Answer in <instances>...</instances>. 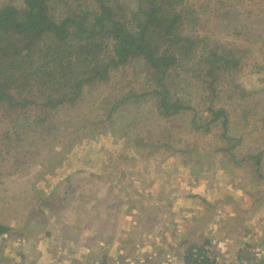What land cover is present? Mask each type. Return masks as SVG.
<instances>
[{
  "label": "rangeland",
  "instance_id": "1",
  "mask_svg": "<svg viewBox=\"0 0 264 264\" xmlns=\"http://www.w3.org/2000/svg\"><path fill=\"white\" fill-rule=\"evenodd\" d=\"M185 1L198 20L185 28L199 41L189 67L211 50L231 51L239 65L222 72L214 97L198 68L179 71L170 97L200 122L210 108L226 110V136L220 123L195 131L193 112L164 119L133 64L85 87L44 127L17 112L15 123L0 122V137L23 147H0V224L12 236L0 237V264L19 239L46 235L87 264H183L193 244L219 261L264 264V0ZM120 3L136 10V0ZM257 154L258 173L247 159Z\"/></svg>",
  "mask_w": 264,
  "mask_h": 264
},
{
  "label": "trees",
  "instance_id": "2",
  "mask_svg": "<svg viewBox=\"0 0 264 264\" xmlns=\"http://www.w3.org/2000/svg\"><path fill=\"white\" fill-rule=\"evenodd\" d=\"M136 2V10L130 12L120 0H4L0 4V122L15 123L17 112L25 111L36 126L44 127L60 108L78 105L85 87L106 83L111 73L133 64L147 76L164 119L193 112L195 131L210 133L220 123V136H226V110L210 108L211 119L200 122L192 107L171 99L169 88L179 71L194 73L198 68L195 79L207 83L214 97L222 72L239 65L230 58L232 52L211 50L194 62L195 68L189 67L197 57L199 41L185 33L188 25L196 27L198 21L187 2ZM6 141L16 154L23 149L21 142L13 146L7 134L0 137V147ZM232 148L227 150L231 156ZM247 159L258 173L261 154ZM8 230L0 224V237ZM183 264L215 262L203 246L193 244L186 248Z\"/></svg>",
  "mask_w": 264,
  "mask_h": 264
},
{
  "label": "crops",
  "instance_id": "3",
  "mask_svg": "<svg viewBox=\"0 0 264 264\" xmlns=\"http://www.w3.org/2000/svg\"><path fill=\"white\" fill-rule=\"evenodd\" d=\"M11 235L5 234L4 238H10ZM47 235L41 240L37 239L36 242L33 243H27L28 246L22 245L24 243L25 238L19 239L17 245H19L18 253L13 255L12 260L7 259L9 262L5 264H87L86 261L84 262L82 259L75 261L76 255H73L72 258H70L66 253V250H61L59 245H56L53 239H49L47 241ZM41 242V244H39ZM25 255V257H23ZM34 256L35 259H33V262L29 260L28 256ZM70 258V260H69ZM74 259V260H73Z\"/></svg>",
  "mask_w": 264,
  "mask_h": 264
},
{
  "label": "built area",
  "instance_id": "4",
  "mask_svg": "<svg viewBox=\"0 0 264 264\" xmlns=\"http://www.w3.org/2000/svg\"><path fill=\"white\" fill-rule=\"evenodd\" d=\"M203 249L206 251V254L208 255L209 259L210 260H213L215 262V264H247L246 262H242L241 260H226V261H223V260H218L216 258H212L211 255L209 254V247H203ZM252 264V263H251Z\"/></svg>",
  "mask_w": 264,
  "mask_h": 264
}]
</instances>
